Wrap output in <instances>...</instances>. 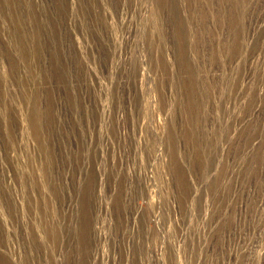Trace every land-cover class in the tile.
I'll list each match as a JSON object with an SVG mask.
<instances>
[{
	"label": "rangeland",
	"instance_id": "rangeland-1",
	"mask_svg": "<svg viewBox=\"0 0 264 264\" xmlns=\"http://www.w3.org/2000/svg\"><path fill=\"white\" fill-rule=\"evenodd\" d=\"M0 264H264V0H0Z\"/></svg>",
	"mask_w": 264,
	"mask_h": 264
}]
</instances>
